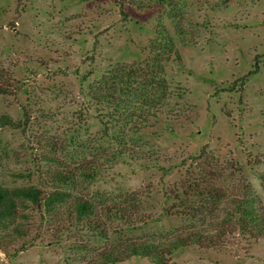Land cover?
Segmentation results:
<instances>
[{
  "label": "rangeland",
  "instance_id": "rangeland-1",
  "mask_svg": "<svg viewBox=\"0 0 264 264\" xmlns=\"http://www.w3.org/2000/svg\"><path fill=\"white\" fill-rule=\"evenodd\" d=\"M152 58L161 110L133 103L136 118L105 132L91 92ZM22 186L70 198L55 213L16 200L0 264H100L104 250L186 234L202 237L170 264H264V234L239 224L244 206L264 217V0H0V187ZM75 196L140 219L102 217L104 238L68 214Z\"/></svg>",
  "mask_w": 264,
  "mask_h": 264
},
{
  "label": "trees",
  "instance_id": "trees-1",
  "mask_svg": "<svg viewBox=\"0 0 264 264\" xmlns=\"http://www.w3.org/2000/svg\"><path fill=\"white\" fill-rule=\"evenodd\" d=\"M159 35L163 49L170 50L172 46L171 39L162 31L159 32ZM161 73L162 68L159 60L152 58L145 61L142 68H136L134 65L119 67L108 71L106 75L102 76L100 80V85L103 88L102 92L92 91L90 98L103 104L104 118L100 119V122L105 132L109 133L114 129H122L127 121L130 122L136 118L137 115L132 111L133 103L145 104L150 108L152 115L158 114L162 106L159 101L164 97L167 88L164 80L160 77ZM250 73H252L251 70L239 78L241 84ZM137 77L138 80H136ZM140 119L145 120V117L142 115ZM1 123L11 124L7 119L1 121ZM119 144L124 145L123 142H119ZM80 175L93 177V173L89 168L86 171L82 169ZM69 198V194L61 190L42 193L33 186L11 189L0 187V225L14 213L16 200H28L36 207L42 205L48 213H55L56 207ZM242 209L239 212L242 217L239 219L242 229L244 228V231H246L247 227H253L250 228L251 231H258L260 235L264 234V217L260 218L259 222L254 209L249 206H244ZM67 212L69 215L76 217L86 229L94 231L104 238L106 237V231L101 226L102 217L128 220L129 217L138 218L139 216V212L136 209L133 210L131 206H124L123 204L97 206L85 197L76 196L73 197ZM138 219H140V216ZM186 235H177L173 242L165 248V245L142 240L129 242L117 251L104 250L100 253V264L122 261L131 255L146 256L155 264H170L167 256L172 249L178 245L184 246L191 241L196 242L202 237L198 234Z\"/></svg>",
  "mask_w": 264,
  "mask_h": 264
}]
</instances>
